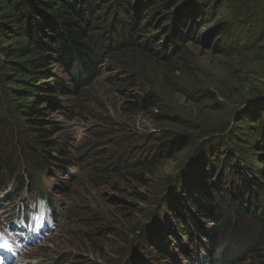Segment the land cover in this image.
<instances>
[{"label": "trees", "instance_id": "obj_1", "mask_svg": "<svg viewBox=\"0 0 264 264\" xmlns=\"http://www.w3.org/2000/svg\"><path fill=\"white\" fill-rule=\"evenodd\" d=\"M192 1L199 11L192 7L190 0H0L1 11H5L0 13V35L13 37L15 41L11 49H1L5 59L0 64V190L13 182L12 197H19L22 175H25L29 179L27 187L32 192V176L39 177L57 162L64 164L62 158L67 153L63 140L62 143L50 140L62 129L48 118L49 115H59L64 108L59 97L77 93L80 101L83 98V95L80 98L81 92L88 86L86 79L93 82L106 69L123 72L130 66L126 60H133V57L137 59L153 53L152 58L158 60L164 52L173 53L176 41L183 42L192 35L202 19L201 11L204 13L206 7L214 2ZM158 2L168 4L173 11L180 10V15L172 13L168 16L176 17L171 29L162 32L161 36L140 30L138 23L145 11H154ZM157 6L161 8L162 5ZM215 9L216 19L227 16L232 29L239 32V28L243 30L247 26V31L252 29L259 37L254 42L256 45L264 42V0H231L229 9L223 3H218ZM103 10L106 14L100 15ZM233 36V40L227 38L228 43L233 42L229 51L237 53L247 41L238 34ZM234 43L235 48L232 46ZM254 51H244L240 57L245 55L249 58L246 55H252ZM259 51L256 55H264V47ZM243 64L244 70L253 74L250 60ZM54 70L60 71L61 76L54 74ZM64 78L70 79L66 81ZM127 79L132 85L139 83L133 74ZM108 81L111 83V78ZM3 84L19 87L6 93L7 88ZM258 91L250 85V96L243 102L246 106L242 112L233 115L237 132L240 130L241 135L245 133L251 137V143L244 144L250 149V157L260 152L264 154V100L257 98ZM221 94L223 98L226 95L224 92ZM101 121L106 122V118ZM231 131L229 127L223 141L218 138L223 130L212 132V136L202 133L204 142L201 146H213L211 138L217 136L216 142L220 144L216 147L218 153L213 155L210 152L202 158L198 155L195 160L191 158L186 166L183 164L179 168L173 182L166 179L151 194L159 197L157 202L161 211L158 209V217L154 218L160 220L154 227V233L144 238L147 247L141 252L136 250L137 244L129 251V258L138 260L125 264H160L161 261L183 264V260L184 264L201 260L207 264H264V160H256L251 163L253 165L247 162L239 152L243 144L236 137L232 138ZM236 136L241 140L239 133ZM138 140L139 136L130 135V144L141 146V140ZM149 140L155 141V136H150ZM226 143L230 144L231 152L227 151ZM184 144L175 142L173 147ZM103 147L105 150L100 156L104 163L101 167L107 166L103 170L126 172L134 167V172L129 175L136 181H143V176L153 173L151 167L155 158L152 155L144 157L140 164H124L123 169H118L114 168L116 159L111 158L115 145L106 142ZM134 148L137 152L141 150ZM156 158L163 159L162 153ZM72 161L68 160L66 165ZM200 162H205L208 168H205V174L195 177L191 174ZM190 179L197 182L193 193V189L186 188ZM172 184L174 187L170 188ZM136 196V200L143 204L147 200L148 203L149 195L141 198L136 193ZM48 201L51 210L57 211L56 205L50 199ZM151 203L154 208L155 200ZM144 206L147 214L150 205ZM73 207L68 216L58 212L66 226L69 225L68 220L74 222L79 216ZM259 210L261 220L256 219ZM92 218L82 224L90 228V234L84 238L87 243L93 242L95 248H99L95 252L100 253L105 247L102 241L107 234L97 226L95 216ZM218 246L223 247L219 258L214 255ZM145 250L148 253L145 254ZM231 253L234 258L229 261L227 257Z\"/></svg>", "mask_w": 264, "mask_h": 264}, {"label": "rangeland", "instance_id": "obj_2", "mask_svg": "<svg viewBox=\"0 0 264 264\" xmlns=\"http://www.w3.org/2000/svg\"><path fill=\"white\" fill-rule=\"evenodd\" d=\"M190 3L199 11L192 0ZM218 3H223L229 9L231 0H214L204 13L202 10V19L195 31L183 42L176 41L173 53H162L159 61L152 58L153 53L137 59L133 57V60H126L132 67L127 66L124 70L126 72L106 69L95 81L89 83L86 79L88 86L81 92L80 98L82 95L83 98L80 101L77 100V93L66 98L59 97L64 108L59 115H49L48 118L55 121L62 131L50 140H58L60 143L63 140L62 145L67 155L62 158L64 164L57 162L53 164L55 166L45 170L40 188L58 205L63 216H68L73 205L79 216L74 222L68 220V226L62 220L57 221V225L55 222L48 223V226L53 227L43 235H36L35 247L28 248L22 257L18 256L19 260H23L20 264H125L138 260L130 259L129 251L139 244L136 250L142 252L147 247L144 238L154 233V227L160 220L154 218L158 217V209L161 211L157 202L159 197L151 194L166 179H172L173 182L179 168L183 164L186 166L191 158L195 160L198 155L202 158L207 157L210 152L213 155L218 153L219 149L216 147L220 144L216 142L217 136L211 138L213 146H201L204 142L201 139L203 134H215L218 129L223 130L224 133L218 136L223 141L225 132L230 127L232 138L236 137L243 144L240 145L239 152L247 162L251 164L256 160H264L262 152L249 156L250 149L244 144L251 143V137L245 133L241 135L240 130L237 132L233 125L236 120L233 119L235 112H242L244 105L246 106L243 102L250 96V85L259 90L257 98L264 100V55H256L264 47V42L260 41V46L256 45L254 42L259 37H256V32L252 29L247 31V26L241 30L237 25L239 32L232 29L229 23L231 20L227 16L216 19L215 8ZM160 4L161 8L157 6ZM167 5L158 2L153 12L145 11L138 19L140 30L161 36L162 32L171 29L176 16H168L172 13L180 15V10L173 11ZM104 11L100 15L106 14ZM235 34L243 36L247 44H242L239 52L232 53L229 48L233 42L228 43L227 38L233 40ZM14 45L13 37L0 35V64L5 59L1 49L9 50ZM235 45L234 43L232 46L235 48ZM252 49L255 50L254 54L246 55L249 58H245V55L240 57L242 52ZM249 60L253 74L243 68V62ZM53 72L61 76L60 71ZM130 74L136 76L139 83L130 84L127 79ZM80 77L84 79L81 75ZM110 78L111 83L108 81ZM68 79L70 78L65 80ZM3 85L7 88L6 93L19 87L14 84ZM221 92L226 94L224 98L221 97ZM79 103L83 104L79 106ZM80 107L83 111H80ZM103 118H106V122L101 121ZM236 133H239L241 140ZM131 134L139 136L141 146L130 144ZM153 135L156 140H149ZM145 137L147 138L144 139ZM106 142L115 145V152L111 155L112 159H116L114 168L123 169L124 164H140L144 157L152 155L155 158L151 167L153 173L143 176V181H136L129 175L134 172V167L126 172L103 170L107 166L101 167L104 161L100 155L105 150L103 145ZM175 142L185 144L175 148ZM225 145L227 151L231 152L230 144ZM134 147L141 150L137 152ZM160 153L163 159L156 158ZM119 159L122 162H118ZM68 160H73L70 165H66ZM204 163L200 162L198 167L195 166L194 174L191 175L199 177L198 175L205 174V168L208 167ZM258 168L263 169V166ZM196 185V180L190 179L186 188L193 189V193L197 189ZM173 187L172 184L170 188ZM166 190L168 192V188ZM136 193L141 198L149 195L148 203L147 200H144L145 204L136 200ZM37 198L34 194L30 196V200ZM153 199L154 208L151 203ZM4 205V200H0V220L10 218L8 206ZM144 205H150L147 214V207ZM259 213L260 210L256 213V219L261 220ZM94 216L97 220L94 222L107 234L102 241L105 247L100 253L95 252L99 248H95L93 242H85L84 237L90 234V228L82 226L89 219L93 220ZM38 218L39 215L36 214V219ZM249 226L253 229L251 223ZM20 230H24L23 226L13 229L19 236H25ZM5 232L11 244V252L17 253L10 241L13 232ZM144 253H148V250ZM227 258L229 261L233 260V253ZM13 262L10 264H18L17 259ZM160 264L172 263L161 261Z\"/></svg>", "mask_w": 264, "mask_h": 264}, {"label": "snow or ice", "instance_id": "obj_3", "mask_svg": "<svg viewBox=\"0 0 264 264\" xmlns=\"http://www.w3.org/2000/svg\"><path fill=\"white\" fill-rule=\"evenodd\" d=\"M0 249H3L5 251L11 252V244L9 241L2 235L0 234Z\"/></svg>", "mask_w": 264, "mask_h": 264}, {"label": "clouds", "instance_id": "obj_4", "mask_svg": "<svg viewBox=\"0 0 264 264\" xmlns=\"http://www.w3.org/2000/svg\"><path fill=\"white\" fill-rule=\"evenodd\" d=\"M222 250H223V247L222 246H218L217 249H216V251H215V254L214 255L217 258H219L220 254L222 253Z\"/></svg>", "mask_w": 264, "mask_h": 264}]
</instances>
